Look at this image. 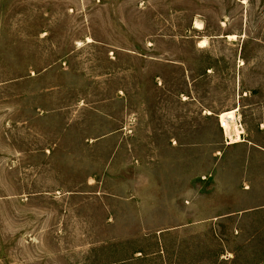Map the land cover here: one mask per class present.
Listing matches in <instances>:
<instances>
[{"label": "rangeland", "instance_id": "374dc122", "mask_svg": "<svg viewBox=\"0 0 264 264\" xmlns=\"http://www.w3.org/2000/svg\"><path fill=\"white\" fill-rule=\"evenodd\" d=\"M0 264H264V0H0Z\"/></svg>", "mask_w": 264, "mask_h": 264}, {"label": "bare ground", "instance_id": "6f19581e", "mask_svg": "<svg viewBox=\"0 0 264 264\" xmlns=\"http://www.w3.org/2000/svg\"><path fill=\"white\" fill-rule=\"evenodd\" d=\"M196 26H201V23L200 24H198V23H196ZM202 27V26H201ZM228 39H231V40H234L235 39V36H228ZM89 41H90V39H88ZM199 46L200 47H204V46H206V41H203V42H201L200 44H199ZM236 113H237V110H235V109H233L232 111H229V112H225V113H222V114H220L219 116H221V118L223 119V120H227L228 121V127L227 128H231V126H233L234 127V131H235V133H236V135H235V137H230V141H231V144H233V143H237V142H240L239 141V137H238V131H239V129H237L236 127H235V122H236V120H237V115H236ZM227 131V133L230 135V131H228V129L226 130ZM241 140V139H240Z\"/></svg>", "mask_w": 264, "mask_h": 264}, {"label": "built area", "instance_id": "2783aa9c", "mask_svg": "<svg viewBox=\"0 0 264 264\" xmlns=\"http://www.w3.org/2000/svg\"><path fill=\"white\" fill-rule=\"evenodd\" d=\"M218 125H219V128H220V130L222 131V133H223V140H224V144H225V146H228V145H230L231 144V141H230V137L232 136V137H235V135H236V133H235V131H234V127L233 126H231V128L229 129V128H227L229 125H228V121L225 119V120H223L222 118H221V116H218ZM235 127L237 128V129H239V131H238V137H239V141H241L240 139H241V137H242V135H244V131H243V129H242V126L240 125V123L238 122V120H236V122H235ZM228 129V131H230V135L227 133V130Z\"/></svg>", "mask_w": 264, "mask_h": 264}, {"label": "crops", "instance_id": "0c3cea01", "mask_svg": "<svg viewBox=\"0 0 264 264\" xmlns=\"http://www.w3.org/2000/svg\"><path fill=\"white\" fill-rule=\"evenodd\" d=\"M219 126V125H218ZM220 129V128H219ZM242 142L240 141V142H237V143H233V144H230V145H228V146H233V145H238V144H241ZM248 189V188H247Z\"/></svg>", "mask_w": 264, "mask_h": 264}]
</instances>
